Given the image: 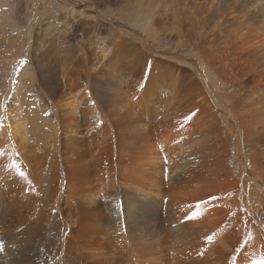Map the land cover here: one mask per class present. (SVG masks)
Returning <instances> with one entry per match:
<instances>
[{
  "label": "bare ground",
  "instance_id": "bare-ground-1",
  "mask_svg": "<svg viewBox=\"0 0 264 264\" xmlns=\"http://www.w3.org/2000/svg\"><path fill=\"white\" fill-rule=\"evenodd\" d=\"M72 2L40 19L0 0V264H239L213 239L216 186L264 187V0H211L212 25L149 2L143 33H193L186 68L149 34L98 41Z\"/></svg>",
  "mask_w": 264,
  "mask_h": 264
},
{
  "label": "rangeland",
  "instance_id": "rangeland-1",
  "mask_svg": "<svg viewBox=\"0 0 264 264\" xmlns=\"http://www.w3.org/2000/svg\"><path fill=\"white\" fill-rule=\"evenodd\" d=\"M33 1L39 3L38 12L35 13L38 14L40 19L47 18L51 14V10L57 9V7L54 8L52 4H49L50 6L45 5L44 3H46V0ZM191 1L187 0V2ZM199 1L202 2L203 0ZM101 2L102 1L97 2L93 0H73L71 3V5H74L73 9L76 15L79 12L84 13L89 19L87 22L88 25H96V28L100 29L101 32L95 31L94 28L88 29L92 36L98 41L107 40L109 37L117 33H124L129 40H134L139 43V40H143L141 37L142 35L149 34V42L154 43L155 45L156 43L154 40H156V42H162V47L172 50L179 49L182 46V63L185 64H182V67H187L186 61L189 60L193 63L194 59L199 58L198 53L192 52L193 45L191 43L193 42V39L191 37L193 36V33L189 34L191 32L189 31L188 33V30L186 31V29H184L182 33L184 36H187L186 40H190L191 38V45L187 44L186 40L183 38L182 41L174 39L172 42H164L163 38L157 34L158 30L161 28L160 23L156 24L155 30L143 33L142 26L147 19L144 8L149 2H153V0H141V10H139L134 4V0H121L118 4L114 3L111 5H102ZM183 2H185V0H182V9L184 10L185 8H183ZM83 10L85 11L83 12ZM185 10L188 12L186 13ZM185 10L182 14L188 21L192 22V20H194V23H198L195 22L197 20L205 21L206 23L212 25L215 13L214 10H216V7H213L211 0H205L203 7L197 10V13H193V11H191L193 15L195 14L194 16L189 13L190 10ZM87 11L89 12L87 13ZM32 12L28 16L30 23L34 21ZM188 13L191 15L192 19ZM185 14L188 15L186 16ZM196 14L197 20L194 18ZM80 19L81 17L75 21L79 23L77 24V27L80 25V22L78 21ZM185 28H189V26ZM193 28L195 29L196 25H194ZM80 31V28L75 31V39L77 40L78 38V40H86L80 36L82 33ZM188 35L192 36L190 37ZM184 47L188 48L190 51ZM214 47L216 48V46H213L212 48ZM213 84V81L209 79L208 83L205 85L212 86ZM212 87H214V85ZM256 179L258 180V177ZM242 187L243 182H240L237 179L233 171L222 173L221 177L218 179L216 192L219 193V197L216 199L218 203L216 208L219 209V211L218 216H216V223L214 224L215 228L213 233L215 237L213 236V239H218L216 241L218 244H227L228 247L225 246L226 244H223V246H221V244H219L220 246L216 245V248L219 246L217 249L222 253L221 255L225 256L224 258L226 259L233 260L236 258V262L239 264H241L240 262H242V264H245V262L246 264H264V187L261 186V184H255L253 179H248L245 193L243 192ZM229 249L233 251H230ZM234 255H236V257ZM240 257L246 261H241Z\"/></svg>",
  "mask_w": 264,
  "mask_h": 264
}]
</instances>
